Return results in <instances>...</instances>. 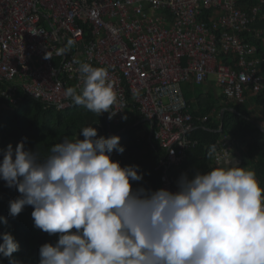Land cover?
Here are the masks:
<instances>
[{"label":"built area","instance_id":"built-area-1","mask_svg":"<svg viewBox=\"0 0 264 264\" xmlns=\"http://www.w3.org/2000/svg\"><path fill=\"white\" fill-rule=\"evenodd\" d=\"M263 13L264 0L246 11L238 0H0V108L30 98L64 111L74 103L64 90L82 87L73 61L105 67L118 96L105 114L123 124L135 102L164 152L159 188L174 191L173 173L197 144L182 83L214 76L233 104L264 94V57L248 40L261 39ZM234 143L216 144L217 167Z\"/></svg>","mask_w":264,"mask_h":264},{"label":"clouds","instance_id":"clouds-1","mask_svg":"<svg viewBox=\"0 0 264 264\" xmlns=\"http://www.w3.org/2000/svg\"><path fill=\"white\" fill-rule=\"evenodd\" d=\"M73 62L82 87H68L64 97L97 116L112 110L118 96L108 69ZM107 128L112 133L109 121ZM79 134L47 155L24 140L0 150V180L19 193L8 215L31 206L33 226L58 236L39 247V264H264V189L254 170L233 158L191 177L182 172L174 191L133 188L130 181L143 180L139 166L111 159L125 151L120 137L98 136L91 125ZM216 151L211 145L208 156ZM18 250L10 232L0 233V257L16 264Z\"/></svg>","mask_w":264,"mask_h":264},{"label":"trees","instance_id":"trees-1","mask_svg":"<svg viewBox=\"0 0 264 264\" xmlns=\"http://www.w3.org/2000/svg\"><path fill=\"white\" fill-rule=\"evenodd\" d=\"M257 4L258 0H238V7L245 11ZM261 24L264 25V13L254 27L258 29ZM248 40L257 46L259 54L264 57V36L260 40L253 38ZM252 96L254 102L264 108V94ZM221 98L224 99L222 95ZM202 99L203 96L197 100L201 106L199 110H194L193 104L188 102L195 120V129L189 138L197 144L186 152L187 157L182 165V172H190L193 175L196 170L204 172L217 167L213 156H208L209 147L220 141L223 136H229L235 142V149L240 153L239 165L254 170L260 187L264 189V131L253 122L247 105L238 103L216 108L215 105L210 104L209 99L204 103ZM213 110L216 115L208 118L206 122L200 121L204 115H209ZM89 113L90 111L82 105L73 103L70 108L57 111L54 107L30 98H24L15 108L5 105L0 108V150L9 143L15 148L18 142L24 140L27 148H36L42 155H47L50 148L62 139L75 140L82 136L79 134L80 130L90 125ZM102 114L105 116L104 113ZM137 120L139 116L136 114L122 127L112 123V133L107 127H103L98 136H119V143L125 151L122 154L114 151L111 159L119 161L121 166L132 164L139 166V171L144 174L143 180L130 181L133 188L144 186L155 190L161 184V174L157 168L164 152L158 147L154 136L151 137L148 132L137 135V128L134 127ZM18 195L15 188L5 187V182L0 180V216L7 220V224L0 223V233L10 232L18 242L19 250L12 254L16 264H39V247L45 242L55 243L58 236H49L33 226L31 206H25L15 218L8 215V202ZM0 264H9V259L0 257Z\"/></svg>","mask_w":264,"mask_h":264},{"label":"crops","instance_id":"crops-1","mask_svg":"<svg viewBox=\"0 0 264 264\" xmlns=\"http://www.w3.org/2000/svg\"><path fill=\"white\" fill-rule=\"evenodd\" d=\"M261 25L262 26L260 28H258V30L262 32V37H263L264 36V25L263 24H261ZM253 39L254 40H260V39H255V38H253ZM226 60H229V59L225 58L224 62H226ZM226 63H230V60L227 61ZM258 72H259L260 75L264 76V62L260 63V66L258 68ZM200 86H203V87L201 89H199ZM182 89H183L184 95L186 97V100L193 104L194 110L195 109L199 110L201 108L199 102H197L198 98H200L201 96H203V99H202L203 103L207 99H209L210 104L212 103L213 105H215L216 108H219L221 105H224V106L229 105L230 106V104H233V102L229 101L225 97V95L222 92L221 87L217 84L214 76H210L208 81H206V83L203 84V85H198V84H195V83H182ZM197 90H198V92L194 95V93ZM221 95L224 98L223 100L221 98ZM133 103L135 104V102H133V101H131V103H130V106H131L130 107V112H131V114L128 115V113H127V116L129 117L127 122L129 123L130 118L131 117H135L136 114H137L139 116V120H137V122L134 124V127L137 128V135H138V133L144 134L145 132H148V131H149V134H151L150 125L149 124H143L144 117L139 112V110L137 108V105L135 104L136 108L134 107V105H132ZM244 104L247 105V108H248V110H249V112L251 114L253 122L261 130L264 131V108L262 106L257 105L254 102V96H249L247 101H246V103H244ZM222 112H223V110H221V113ZM89 114H91L90 115V119H89V123H90V125L92 127H96V125H99L100 128L107 127L108 120L103 114H100L98 116H97V114H95L93 112H90ZM214 115H216V114H215V111L213 110V112L210 113L209 115H204L203 118H201L202 120H200V121H203V119H205V121H203V122H206L208 118H212ZM113 120L114 119H112L109 123H111V124L113 123L114 124L115 120L114 121ZM127 122H125L123 124H126ZM116 123L118 124V126H121V127L123 126V124H121V122L118 123L116 121ZM194 123H195V120H194ZM123 130H125V129H123ZM79 137H81V136H79ZM223 137L228 138L229 136H223ZM222 139L220 141H218L217 143L221 142ZM216 144H214V145H216ZM186 157H185V161H186ZM233 158L240 163V158L241 157H240V153H239L238 150H237V152H236V150H235V152L233 150L232 153H231V157L229 158L228 162L224 163L223 165H221L219 167H227V166H229V162ZM181 173H182V166H180L179 168H176V170L173 173V178H174L175 181H176L177 177ZM187 173L189 174L190 177L192 176L190 172H187Z\"/></svg>","mask_w":264,"mask_h":264},{"label":"rangeland","instance_id":"rangeland-1","mask_svg":"<svg viewBox=\"0 0 264 264\" xmlns=\"http://www.w3.org/2000/svg\"><path fill=\"white\" fill-rule=\"evenodd\" d=\"M202 87H203V86H200L199 89H201ZM197 92H198V90L194 93V95H195ZM114 120H115V121H114ZM114 120H113V121H114V124H117V123H116L117 120H116V119H114ZM94 128L98 129V130H97V133H98V134H99V132L102 131V129H103V127L100 128L99 125H96V127H94ZM99 128H100V129H99ZM78 138H79V139H83V136L78 137ZM236 152H237V150H236Z\"/></svg>","mask_w":264,"mask_h":264},{"label":"water","instance_id":"water-1","mask_svg":"<svg viewBox=\"0 0 264 264\" xmlns=\"http://www.w3.org/2000/svg\"><path fill=\"white\" fill-rule=\"evenodd\" d=\"M108 121H109V122L111 121V119H109V117H108Z\"/></svg>","mask_w":264,"mask_h":264}]
</instances>
